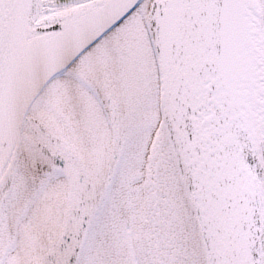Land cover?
Here are the masks:
<instances>
[{
    "label": "snow or ice",
    "instance_id": "1",
    "mask_svg": "<svg viewBox=\"0 0 264 264\" xmlns=\"http://www.w3.org/2000/svg\"><path fill=\"white\" fill-rule=\"evenodd\" d=\"M0 264H264V0H0Z\"/></svg>",
    "mask_w": 264,
    "mask_h": 264
}]
</instances>
